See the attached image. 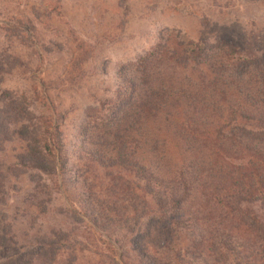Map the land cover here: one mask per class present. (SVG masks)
<instances>
[{
	"label": "trees",
	"instance_id": "16d2710c",
	"mask_svg": "<svg viewBox=\"0 0 264 264\" xmlns=\"http://www.w3.org/2000/svg\"><path fill=\"white\" fill-rule=\"evenodd\" d=\"M172 38L120 66L115 93L81 125L86 167L110 172L116 197L88 195L99 215L85 217L100 227L132 208L125 230L136 233L133 247L149 264H264V53ZM7 103L1 113L13 114L9 120L27 115ZM29 128L18 129V160L48 173L61 133L48 139V126L43 136ZM53 235L37 239L22 264L55 263L66 239Z\"/></svg>",
	"mask_w": 264,
	"mask_h": 264
},
{
	"label": "rangeland",
	"instance_id": "374dc122",
	"mask_svg": "<svg viewBox=\"0 0 264 264\" xmlns=\"http://www.w3.org/2000/svg\"><path fill=\"white\" fill-rule=\"evenodd\" d=\"M169 35L264 53V0H0V264H22L53 233L66 240L52 264H149L133 247L136 233L125 230L132 208L100 227L85 217L99 215L88 195L116 197L110 172L86 167L79 130L115 93L120 66ZM10 99L27 110L21 121L1 113ZM24 126L39 136L48 126V139L60 131L48 173L20 164Z\"/></svg>",
	"mask_w": 264,
	"mask_h": 264
}]
</instances>
